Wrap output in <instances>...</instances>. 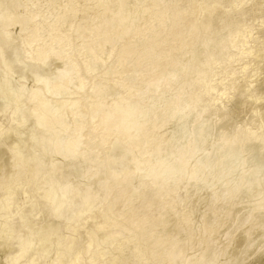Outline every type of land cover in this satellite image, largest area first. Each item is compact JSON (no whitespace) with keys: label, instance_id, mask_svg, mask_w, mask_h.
<instances>
[{"label":"bare ground","instance_id":"obj_1","mask_svg":"<svg viewBox=\"0 0 264 264\" xmlns=\"http://www.w3.org/2000/svg\"><path fill=\"white\" fill-rule=\"evenodd\" d=\"M23 1L27 3L26 5L31 4V2L28 3V0ZM59 2L57 0V3ZM241 2L242 0H228V3L226 0H68L67 4L63 2L65 5L60 12L50 10L49 14H46L44 11H47V8L42 10L46 5L40 9L41 6H38L40 4H35L38 8L35 10L36 13H33L28 11L29 8H24L25 4L22 7L21 0H0V66L4 70H10L24 63L25 67L22 68L31 70L29 77L34 78L33 82L38 83L41 89H46L50 96L60 98L61 109L67 117V121L71 123L70 126L73 122H71L73 113L74 115L76 113L74 119L83 124L79 132L72 130L66 137H58L51 144H40V137L36 135H33L29 142L26 141V138L19 136L11 154L12 168L16 167L19 171L18 175L15 171L16 177L22 178L23 174L22 169H19V163L26 164L29 169L39 166L40 159L38 157L41 155L37 157L31 154V150H35V148H39L40 154L54 156V159L55 156L56 159L66 157L72 169L75 166L79 167V164L82 163L81 159L84 157L90 156L89 159L84 160L82 168H87L92 159L101 160L108 177L106 181L102 182L92 179L90 185L88 184L89 188L87 187V194L90 196H87L86 204L82 205L81 200V203H78L79 200L78 202L77 200L71 201L70 212L67 213L70 214L71 220H76L75 226L71 229L73 233L69 236L61 254L52 264H160L161 262L157 259L160 253L167 257L170 264H192L193 256L190 255L192 250L200 251L198 258L195 256V252L193 253L197 258L195 264H226L228 262L225 260L222 262L221 258L225 254V245L231 244L232 236L241 234L244 238L251 235V231L258 227L255 228V226L261 221L264 222V184L259 186L260 179L263 180L264 177L263 175L261 178L263 170L261 168L251 170L252 167H250L245 169L240 177H233L234 174H232L244 165L243 159L241 160L238 156L244 152L247 144L251 145L253 149L264 150V123L258 125L256 130H253L248 123L246 126H241L238 122L234 123L230 113H225L224 110L221 112L220 104L224 105L220 102L219 107H214L215 112L222 114L223 120L229 118L228 116L231 118L227 119L226 124L223 122L226 128L218 135L215 134L217 139L209 151L198 153L204 144L211 143L208 141V135L214 133L207 118L205 121L198 122L197 125L194 124L192 129L189 125L190 121L186 122L180 131L183 139H178V135L175 134L166 137L161 143L151 144L157 138L160 129H163L162 133L166 132L169 120L178 116L187 118L186 114L194 106H197L195 104H198L197 108L202 106L204 111L213 112L212 105L209 104L210 99H224L228 95L238 97L249 90L253 84H257V79L262 72L258 68L250 73L248 70L252 63L258 59L261 48L264 49V41L257 35L250 36V38L243 35L246 25L245 16L249 13V9L238 7L236 10L239 19L235 21L231 18L229 9L237 4L240 5ZM54 3L53 0L48 5L54 7L56 5ZM255 7L257 8V6ZM260 7L262 8V6ZM32 8L31 11H33ZM25 11L29 13H25ZM218 14L223 15L222 20L228 21L225 23L226 26L235 29L234 25L238 24L237 30L241 32L237 39L239 50L235 53L230 52L228 34L219 35L220 39L205 41L203 42L205 49L202 51L204 53L203 60H197L195 56L191 66L182 74V79L178 80V77L176 79L173 73L179 69L180 58L187 53L185 44L188 49L193 51L197 43L200 42L202 30L208 31L214 24H212L215 20L213 17ZM253 14L255 13L253 12ZM258 15H254L252 18L259 19L261 15ZM166 19H168V24L163 25L162 22ZM148 21L151 22L149 32L133 39V36L139 33L140 27ZM214 22L216 23V21ZM16 23L20 25V31L13 34L9 31V27ZM227 27H225L227 30L231 29ZM60 31H65V35L59 37L58 45L62 46V49L72 48V43L78 41L79 45L75 49L78 48L82 53L81 58L76 56L73 60L65 62L59 60L60 51L52 49L47 38ZM261 31H264V20ZM173 32L176 33L177 38L173 36ZM225 32L227 33V31ZM164 36H168L169 40L161 42ZM121 41L124 43L119 45L121 48L114 57V62L118 66L105 68L99 72V69L108 60V51L120 44ZM170 49L171 52H169ZM124 54L127 56V62L122 67ZM230 55L232 56L231 62L239 61L240 55L249 59L242 60L241 69L235 71L227 62ZM218 66L223 70V72L221 71L223 80H218L220 78L216 72ZM39 67L46 68V71L42 74L36 73V68ZM188 78H190V82L187 80ZM71 86L84 92L74 93L68 88ZM24 88L25 86L22 87V92H24ZM6 89L8 92V85H6ZM112 91L113 93H111ZM7 92L0 93V96ZM47 93L41 91L36 93L39 101L37 105L41 109L37 112V118L33 120L34 125L41 123L39 115L41 113L45 114L46 120L51 122L54 119L53 115L59 113L58 106H55L54 101H52L53 104L44 102L43 98ZM73 94L79 96L73 97ZM9 96L12 101L0 102V128L3 130L7 127L11 117H17L20 111L25 113L29 108L35 106L26 102L23 107H12L10 112V105L17 100L18 96L16 94ZM261 97L264 98V94L258 96L259 99ZM81 98H85V110H79ZM210 116L212 117V114ZM212 126L214 127V125ZM84 127L88 128L87 141L81 135ZM185 128L191 129L186 136L182 132ZM49 134L51 133L49 132ZM189 136H197V141L191 143L188 139ZM174 141L175 143H173ZM3 143L0 139V147ZM163 147H170V158L168 157L167 161L161 157ZM114 150L121 151L119 157L113 155ZM224 155L232 160L236 158L237 164H233L231 167L232 165L228 163L223 166V169H220L224 163L228 162V159L221 160V158H225ZM231 161L230 164L233 163ZM47 162L46 164L50 166V160ZM214 163L218 165L223 163L219 167V171ZM214 165H216L218 173L213 172ZM49 169L34 177V181L37 180L39 183L38 186L41 184L38 187L33 207L36 218L41 213L40 211L50 203H53L50 214L54 213L58 216L57 214L61 215L62 212V215H66V213L63 214L64 208L68 206L65 205L66 201L73 198L69 187V183L73 182L68 181L66 175L69 171L54 177L55 174L52 176ZM7 176V171H0V180H6ZM224 178L228 179L229 187L226 189L222 188L223 185L220 184L221 179ZM209 179L215 180L213 182L215 192L211 194L210 198L208 197V202L204 203L205 207L203 205L198 207V203L196 206L190 204L193 194L191 187L200 185L202 188L208 187L205 185H208L206 183L210 182ZM5 180H2L0 184L3 185ZM70 180L72 181V179ZM30 185L32 186V184ZM112 191H114V196L105 205V200ZM1 193L3 194V192ZM69 193L72 197L69 196L70 199L66 200ZM244 196H247L246 199L248 198L245 203L259 202V207L254 214L249 211L234 216L232 212L237 205L239 206L244 201L242 200ZM1 199L3 202L4 198L1 197ZM203 199L199 200L202 202ZM228 204H231V212L227 216L228 225L226 224L227 228L223 234L224 241L221 240L219 244H216L214 237L206 241V244L200 248V244L189 239L193 234L200 235L204 232L215 234ZM243 204L241 203V206ZM12 205H14L13 201L9 199L5 203V208L8 209ZM46 208L48 211V207ZM206 209L209 212L207 215H205L207 212L203 211ZM92 211H96L98 214L92 213V215L90 213ZM22 212L18 215L20 220L24 218ZM122 217L125 219L122 220ZM36 218L34 220L37 225ZM62 218L65 217L62 216ZM49 220L53 221L52 218ZM14 225L11 226L15 229ZM55 226L51 227L55 228ZM188 227H191L189 234L186 232ZM0 228L3 227L0 225ZM61 228H58V231L66 229L65 227ZM54 231L46 230L45 235L40 237L41 241L46 239V245L42 248H37L28 239L22 240L24 241L21 243L23 248L19 254L15 259L13 256L11 257L13 260L10 261V258L8 261L13 262L12 264H44L48 261L45 258L48 256L47 252L53 242ZM80 231H84L88 237L85 244L79 242L78 233ZM168 234H172V236L169 237ZM58 243H61L62 246V242ZM17 244L20 247V240ZM252 245L254 246V244ZM250 246L251 244L248 248ZM55 247L57 246H54V249H56ZM261 248L264 247H259L258 250H261L262 253ZM32 249L34 251L37 249V251L32 252ZM241 250L245 251L246 249ZM4 253L6 254V251ZM238 253L240 252L238 251ZM242 253L244 254V252ZM242 253H240L239 261L242 260V256L245 260L247 259L246 255H250V252L246 255ZM5 254L4 257L8 255ZM238 255L236 256L238 257ZM100 256L104 257L102 261H99ZM7 259L5 260L6 264ZM233 264H237V262Z\"/></svg>","mask_w":264,"mask_h":264},{"label":"rangeland","instance_id":"obj_2","mask_svg":"<svg viewBox=\"0 0 264 264\" xmlns=\"http://www.w3.org/2000/svg\"><path fill=\"white\" fill-rule=\"evenodd\" d=\"M28 1H27L28 3L31 2V4L33 5V8H32V5L31 4H30L31 5V7H30L29 4L26 5L27 3L25 1H23V0H21V2H23L22 3V7H24L23 5L25 4V7L24 8H26V9L29 8L30 9V10L28 9V11L33 12V13L34 12L36 13L35 10H37L38 6L39 7L41 6L40 7V9H41V8H43V6L46 5L42 10H45L47 8V11L45 10L44 12L46 14H49L50 10H52L53 12H55L56 10H57L56 12H60L61 8L65 4H67V1L68 0H62V1L60 0V2L58 0L59 3H57V0H54L55 1L54 4H56L54 7H51V6L48 5V3L51 4V2L53 0H49V1H46V0H41V1H39V0H33L34 2L31 1V0H28ZM226 1L228 3V0H226ZM256 1H257V3H256ZM35 2H37V3H35ZM263 2H264V0H242V2L240 3V5L237 4L234 7L232 6L229 9L230 10V14L232 16L231 18H233V20H235V21L239 19V16L237 15V13H238V11H237L238 10V7H244L245 10H247V9L250 10L249 13L247 11L248 14H246V16L244 14V16L246 17L245 18L246 19L245 20V22H246L245 24L246 25L244 26L245 28L243 30V33H244L243 35L245 37H247V38H250V36L252 37V36L257 35V36H259L264 41V31H261L262 30V22L264 20V10H263L264 9V3ZM35 4L36 5L40 4V5H38L36 7ZM257 4H260V5L258 6ZM56 6H57V9H56ZM252 6L254 7V9H253ZM255 6H257V8ZM260 6H262V8ZM31 8L33 9V11H31ZM48 8H50V9H48ZM58 8H60V9H58ZM227 9H228V7H227ZM260 9H262V10H260ZM28 11H25V13L28 12ZM253 12L255 14H253ZM254 15H258V16L261 15V16H260L259 19L258 18H252V17H254ZM222 16H223L222 14H218L216 16L217 19H216V17L215 18L213 17V19H215L214 21H216V23L213 21L212 24L213 23L214 24L210 27V29L208 31H206L204 29L202 30V37L200 38V42L197 43V45L194 47L193 51H191L190 49H188L187 48V44H185V49L187 50L186 51L187 53L180 58V60H179V69L176 70L173 73V75H175L176 79H177V77H178V80H181L182 79V74L184 73V71L187 70V68H189L191 66L192 61H193V59H194L195 56H196L197 60H199V59L203 60V54L204 53L202 51H204V49H205V44L203 43L205 41H209V40H212V39H220L219 38V35L223 36L224 34L225 35L228 34V36H229L228 44L230 46V48H229L230 49V52L231 53H235L236 51L239 50V42H237V39H238V36L240 35L241 32L239 30H237L239 28L238 27V24L234 25V26H236L235 29L233 27L234 30L232 29L231 26H228L227 25L228 27H230L232 29V31H231V29H228L227 30L225 28V27H227L225 25V23H228V21L226 19H223L222 20V18H223ZM261 17H263V18H261ZM77 22H79V20ZM150 23L151 22L148 21L146 24H144L142 27H140L139 33L136 34V35H134L133 36V39L139 38L142 34L143 35L147 34L149 32V30H150V27H149ZM162 24L163 25H167L168 24V19L164 20L162 22ZM222 27H224V28H222ZM9 31L12 32L13 34H17V32L20 31V25L18 23L11 24L10 27H9ZM225 31H227V33ZM64 35H65V31H62V32L60 31V32L55 33L52 36H48L49 38H47V40L49 41V44H51L50 47L52 49H54V50H57L58 49L60 51V53L58 55L59 56V60H61L62 62H65V61L73 60L76 56H78L79 58H81L82 57L81 56L82 53L78 50V48L75 49V47L76 46L78 47V45H79V42L78 41H74L72 43V46H73L72 48L73 49L70 48V47H65L64 49H62L63 47L58 45V42H60L58 40L59 37L60 36H64ZM173 36L175 38L178 37L175 32H173ZM168 40H169V37L168 36H164L163 39H161V42H165V41H168ZM123 43L124 42L121 41L120 44H118L117 46H115L114 48H112L111 50L108 51V54H109L108 55V60L104 64V66L99 69V72H102L105 68H110V67H116V66H118L114 62V57L116 56V54L118 53V51L121 48V47H119V45H122ZM261 49L262 50L259 49L260 50L259 53L260 52L261 53L260 54L258 53L259 56H258V59L256 60L257 62L255 61L254 63H252V66H250V68L248 70V73H250L255 68H258L262 72L263 75L261 74L259 76V78L257 79V84H253L251 86V88H249V90H247L245 93L243 92V94H241L238 97L228 95L224 99H218V100L216 98L210 99L209 100L210 101L209 104L212 105L211 106V110H213V112L210 111V110H208L206 112V111L203 110V107L202 106H199V108H197L198 107V104H195L197 106H194L193 109H191L190 111H188V113L186 114V115H188L187 118H185V117H181L180 118V116H178V117H173L171 120H169L167 122L166 132L165 133H162L163 132L162 131L163 129H160L159 132H158L157 138L154 139L153 142H151V144L161 143L164 139H166V137H170L171 135H175V134H176V136L177 135L180 136V137L177 136L178 139H183L182 138L183 136L181 137L182 133H180V131H181V127L186 122L187 123L189 121L191 122L192 125L190 124V122H189V125H190V128L192 129L195 125H197L198 122H200L201 120L202 121H205L206 118L209 119V122L208 123H210V125H211L214 133L211 134L212 136L211 135H208L209 136L208 137L209 138L208 141H211V143L208 142V144L207 143L204 144V146L202 147V149L198 153H200L201 151H206L207 152V151H209V149H211L214 146V142L217 139V135L219 134V132L223 131L226 128L224 125L227 123V121H228L227 119H230L231 117H233L232 121H234V123L238 122L241 126H243V125L246 126V124L248 123V124H250L252 126L253 130H256L257 127H258V125L264 123V98H262V97L260 99L258 98V96H262L264 94L263 93L264 92V73H263L264 72V58H262L264 56V53H263L264 52V49L263 48H261ZM171 51L172 50L170 49L169 52H171ZM262 53H263V56L261 55ZM231 57H232L231 55L228 57L227 62L232 66V69L235 70V71H239L241 69V66L243 64V61L242 60L249 59L248 57L245 58L244 55H242V56L240 55L239 56L240 57V60L239 61L236 62L234 60L233 62H231ZM126 58H127V56L125 55V58H124V60H123V62L121 64L122 67L126 65L125 64L127 62ZM23 66H24V63H22L21 66H18L17 67L19 69L21 68L20 71L17 68L10 69V70H4L0 66V70H1L0 73L2 72L0 74V89H1L0 90V93L7 92L6 91L7 90L6 89V85L9 86V91L6 94L0 96V102L1 103H4L5 101H12L9 95L16 94L18 96V98H17L16 101H14V102L11 103L10 109H9L10 112H11L12 107H14V108L23 107L24 104H26V102H29L32 105H35L34 108L33 107L29 108L27 111H25V113H21V111H20L18 113V115H17L18 119H17V117H11L10 120H9V122H8L7 127L4 130L0 128V139L4 142L2 144V146L0 147V171L1 170L7 171V174H8V176L6 177V180L5 179H2V180H5V181H3V185L0 184V190L2 189L0 191V194H1L0 196L4 198V201L2 202V199L0 197V199H1L0 200L1 201V203H0V222H2L0 225H1V227H3V228H0V261H2L0 264H6V261L5 260L7 258H8L7 259V264H9V263L12 264L13 263V262L11 263L10 261L13 260V259H15L16 256L19 254V251L23 248V246L21 247V243L22 242L24 243V241H22V240L28 239L29 241H31V244L36 245L37 248L44 247L46 245V239H44V240L41 241L40 237L43 236V235H45V231L46 230H49V229H51V231L52 230L53 231L54 230L56 231V232L54 231L56 233V236H55V233L54 232H53V234H54V237H57V238H54L53 237V240H52L53 242H51L50 247H49V252L51 251L52 253L50 252V254H49V252H47V254H48L49 257L47 256L45 258L46 260H48L46 262H45V259H44V262H45L44 264H48V263L49 264H52V262L57 258V256L61 254V252H62V250H63L66 242L68 241L69 236L71 235V233H73V230H71V229L75 226L76 220H71L70 219V216H69L70 214L67 213V212H70V210H69L70 205H72V202H75L76 200H77V202L79 200L78 203H81V201H82V203H81L82 205L86 204V201H87L86 198H87V196H90V194H87V193H88V188H89V185H90L92 179H94V181H96V182L97 181L98 182H102L103 180L106 181L108 177H107V174L105 172V169H104V166H103L101 160H98L97 161L96 159H92L91 161H89V166L87 168H82L81 167V166H83L82 163L85 162L87 159L90 158V156L89 157H84L83 159H81L82 163L79 164L80 166L79 165H78L79 167L75 166L76 168L73 167V169H72V167L69 165L68 159L66 157H62L61 159H56V156H55V159H54V156H47L45 153L40 154L39 148H37V149L35 148V150L34 149L31 150V152H32L31 154L33 156L36 155L38 157V155H41V156L38 157V159H40L39 160L40 161L39 162V166L38 167H32V168L29 169L26 164L19 163V169L20 170L22 169L23 174H22V178H19L18 179L16 177L15 171H16V174L17 175H18L17 172H19V171L16 169V167H13L16 170H14V171L12 170L13 169L12 168L13 159L11 158V154H12V149H13V146L15 144V141H16V139L19 136L26 138V141L29 142L31 140V137L33 135H36V136H39L40 137V142H41L40 144H47V143L48 144H51L58 137L59 138H61L63 136L66 137L67 134L69 132H71L72 130H74L75 132H79L80 129L82 128V126H83V124H81L80 121L74 119V116L76 117V113H75V115L73 113L72 116H71V122L72 121L73 122H72V126H70L71 123L69 121H67V117L65 116V114L63 113V111L61 109L62 106L60 105V98L52 97V96H50L47 93L46 89H41L40 86H38V83L33 82V79L34 78H30L29 77V75L31 74V70L23 69L22 68ZM45 71H46V68L39 67V68H36V71L35 72L36 73H39V74H42ZM78 71H80V70H78ZM221 71L223 72L222 68H220V66H218L217 69H216V72L218 73L217 76L220 77L218 80H223L221 78V75H222V72ZM248 73H246V74H248ZM187 80H189V82H190V78H188ZM32 83H34V84H32ZM24 86H25L24 92H22L23 91L22 87H24ZM26 86H27V89H26ZM68 88H70L71 91L74 92V93L81 94V93L84 92V91L83 92L82 91H78L76 89V87H74V86H73V88H72V86L71 87H68ZM86 88H88V87H86ZM25 90H27L26 92H30V93H27L26 94ZM28 90H30V91H28ZM38 91L46 92L47 93L46 96L43 98V100H44L45 103L50 102L51 104H53L52 101H54L55 102V106H58L57 109H58L59 113L56 114L57 117H56V115H53V118H54L53 119V122L47 121L46 120L47 116L45 114L41 113V114H39L40 115V118H41V123L40 124H36V125H34V123H33V120L35 118H37V116H38L37 115L38 114L37 112H39V110L41 109L37 105L39 103L38 96L36 95V93H38ZM124 92H127V91L124 90ZM111 93H113V91ZM77 96H79V95L73 94V97H77ZM223 100H224V102H223ZM84 102H85V98H81V104H80L79 110H82V109L85 110L86 106L84 105ZM220 102L223 103L224 106H222V104H220ZM253 102H254V104H252ZM219 104H220V107H221L220 108L221 112H222V110H224L225 113H230V116L231 117L228 116L229 118L223 120L222 114L220 115V113L218 111H217L218 113L215 112L216 109L214 107L215 106L219 107ZM200 108H201V110H199ZM211 114H212V117L210 116ZM223 122L224 123L226 122V123L224 124ZM204 124H206V123H204ZM212 125H214L215 128ZM191 129H186L185 128V130L182 131L183 132V135L184 136H186V134L188 135V131L190 132ZM49 132L51 134H49ZM216 133H217V135H215ZM81 135H83V139L85 141H87L86 140V139H88V128L87 127H84L82 129ZM190 137L191 136H189L188 139H189V141L191 143L197 141V136H192L191 138ZM173 143H175V141ZM85 147H86V144H85ZM170 147L172 148V146H170ZM170 147L169 148L168 147H165V148L163 147L161 149V157L164 160H166V161L170 158V150H169ZM254 149L251 147V145H248V144L246 145V148L244 149V152H241L240 155L238 156V158H241V160L242 159L244 160V161L242 160V163L244 165H242L241 167H239L237 169V171H239V172H237L235 170L236 172L234 171L232 173V174H234L233 177H235V176L240 177L242 175V173H244L245 169L247 170L250 167H252L251 170H253V168H259V169L261 168V170H263L262 175H261V178L263 177V175H264V150H262V149L261 150L260 149H255L254 150ZM37 153H39V154H37ZM120 153H121L120 150H114L113 155H115L116 157H119ZM165 157H166V159H165ZM223 157H225V158H221V160L222 159L223 160L224 159H228V162H227V160H225V162H227V163L226 164L225 163L224 164L222 163L223 164V165L221 164L222 166L221 165H218L217 163H214L217 166L214 165L213 172H215V173L217 172L218 173L219 167L221 166L220 169H223V166L228 165V163H229V165H232L231 167H233V164H235V165L237 164V162H236L237 159L236 158H234L235 159V161H234V159L232 160V158H230V157L228 158V156L226 157V155H224ZM49 160H50V166L46 164V163H48L47 161H49ZM230 161H231V163L232 162L233 163L230 164ZM56 162H59V163H56ZM55 164H58V165H55ZM45 167H47V168H45ZM43 168H44V170L41 171V169H43ZM234 168H236V167H234ZM48 169H49V172H50V174L52 176L55 174L54 177L55 176H58L60 174H63L65 171L67 172V170H68L69 171L68 173L65 172L66 175L68 176L67 177V180L70 181V182H73L72 184L74 185L73 186L72 184H70L68 182L69 183V187H70V192H72L71 194H72L73 198H71L70 201H66L67 203L65 205H68L69 206V207L66 206V208H64V211L65 212H63V214L66 213V215H62V212H61V215L65 217L64 219L62 218V216L60 214H57L58 216H56V214H54V213H53L54 215L53 214H50V212L52 213V209L51 208H52L53 203H50L47 206H45L44 209H42L40 211L41 213H39L37 215V218L35 217V211H34V208H33L34 207V204H35L34 201H36L35 199H36V196H37V193H38L37 190L39 189L38 187H40L41 184L38 186L39 183H38L37 180L34 181V179H35L34 177H36V176H38L40 174H43ZM78 169H80V170H78ZM70 170H71V172H70ZM69 173H70V175H69ZM69 178L72 179V181ZM2 180H0L1 181L0 183H2ZM80 180H81V182H80ZM227 180H228L227 178H224L223 180L221 179L222 182L220 184H221V186L223 185L222 188H225L226 189V188L229 187ZM209 181H210L209 183L208 182L206 183L208 185H205V186H208L210 189L208 187H203L202 188V185H200L199 187H197V186H192L191 187L192 190L191 189L190 190H191V192L193 194H192V197H191V203L190 204H192L194 206H196V205L199 204L198 207H200V206L202 207V205H203V207H205L204 206V203L205 202L207 203L208 200H209L208 197L210 198L211 194H214V192H215V189H213V188H215V186L213 185V182H215V180H213V179L210 180L209 179ZM262 181H264V177H263V180L260 179V185L259 186H261V185L264 184V182H262ZM29 184H32V186L31 185L29 186ZM71 186H72V188H71ZM200 187L202 188V190H201ZM30 189H32V190H30ZM195 190H197V192H195ZM1 192H3V194ZM4 192H6V193L4 194ZM226 192H227V190H226ZM21 193H23V194H21ZM71 194L69 193V195H68V197H67L66 200H69L70 197H72ZM84 194H86V195H84ZM5 195H6V197H5ZM82 196H83V198H82ZM113 196H114V191H112L108 195V198L106 199L107 201L105 200V205H107L108 202H110L109 200H111V197H113ZM245 197H247V196H244V198L241 197L242 200H244L241 203H244V204L241 206V203H240V205H239L240 207L237 205L236 206V209H234V211L232 212V213H234V216L237 215V214L238 215H240V214L242 215L244 212L246 213V212H249V211L251 212V214L252 213L254 214L256 212V210L258 209L259 202L245 203V201L248 199V198L246 199ZM9 199H11L13 201V204L14 205H12V207L10 206L8 208L9 209L8 210L7 208H5V203ZM197 199L198 200L199 199H203V200L201 202V200L198 201ZM68 202L69 203L71 202V203L69 204ZM199 202H201V203H199ZM46 207H48V211H47V208ZM226 207H228V208H227V210L225 208V213L223 214L225 216H223V215L221 216V219H220V222H219V224L217 226V229H216V233L215 234H210L208 232H204L203 234H200V235L193 234V235H190L189 239L190 240H194L195 242H197L198 244H200V248L206 244V241H208L210 239H213L214 237H215L214 239L216 241V244H219L221 240L224 241L225 237L223 236V234H225L224 232H225V229L227 228V225H228V221H227L228 218H227V216L231 212V204H228ZM67 208H68L69 211L68 210H65ZM3 209H5V210H3ZM206 210H203L204 212H207V213H205V215H207L209 213L208 212V209H206ZM28 211H30V212H28ZM21 212H22V214H24V216H23L24 218H22L20 220V218H19L18 215H20L19 213H21ZM90 213L91 214L92 213L93 214L95 213L94 215H97L98 214L96 211L95 212L92 211ZM90 213H88V214H90ZM26 214H27V216H26ZM67 216H68V218H67ZM17 217H18V219H17ZM33 217H35L37 219V221H38L37 222V225H36V221L34 220L35 218H33ZM49 218H52V220L55 221L57 224L54 223L53 221L51 222L50 221L51 219L49 220ZM54 218H55V220H54ZM15 219H17V220H15ZM69 219H70L71 222L69 221ZM124 219H125V217H122V220H124ZM40 221H42V222H40ZM21 222H23V223H21ZM50 222H51V225H50ZM17 223H18V225H17ZM19 223H20V226H22V227L19 226ZM59 223H61V224H59ZM63 223H65V225H63ZM12 224L13 225L15 224L14 227L16 226L15 229L17 228L16 229L17 230L16 232H15V229L11 226ZM55 224H56V226H55ZM258 224L255 226V228L257 226L258 227L256 229H254L253 231H251L252 233L250 232L251 235L249 234L248 236H246L244 238L242 237L241 234H239V235H233L232 236V239H231L232 242H231V244L228 243L224 247L225 248L224 249L225 254L221 258L222 262L225 260V261L228 262V263L225 262L226 264H233V263H236V262H237V264H239L240 262H241L240 264H256V263L257 264H264V253H263L264 252L263 251L264 248H261L262 249V253H261V250L260 251L258 250L259 247H264V246H262L263 243H264V222L261 221V223L259 222ZM44 225H45V227H44ZM60 225H61L62 228L65 227L66 229H64V228L63 229L66 230V231H64L60 227ZM51 226H55V228L54 227H51ZM57 226H58V228H61L62 229V230L59 229V230H61L62 234H61L60 231H58ZM46 227H47V229H46ZM48 227H50V228L48 229ZM89 228H90V226H89ZM2 229H4V230H2ZM12 230H13V232H12ZM259 230H260V232H259ZM190 231H191V227H188V229H187L186 232H188V234H189ZM222 231H223V233H222ZM57 233H59V234H57ZM63 233H65V234H63ZM78 234H79V237H80V240H81V241L79 240V242H82L83 244H85V242H87V240H88L87 239L88 237L86 236V234L84 233V231H80V233H78ZM23 235H24V237H22ZM61 236H62V238L66 237V238H64L66 240L62 239ZM168 236L171 237L172 234L171 235L168 234ZM20 237L22 239H19ZM217 237H219V238H217ZM245 238H247V239H245ZM16 240H18V241H16ZM19 240H20V247H19V244H17V242L19 243ZM250 240H254V241H250ZM248 241H250V242L248 243ZM258 241H259V244H258ZM14 242H15V244H14ZM58 242H62V246H61V243H58ZM260 242L262 243L261 246H260ZM82 243H80V244H82ZM245 243H246V245L247 244H249V245L251 244L250 248L253 247L255 249L253 250V248H251L252 249L251 250L250 248H248L249 245L246 246ZM6 244L8 245V247H7ZM252 244H254V246L256 244V246L254 247ZM52 245L57 246V247H55L56 249H54V246H52ZM51 246L53 247L54 250L51 249L52 248ZM18 248H20V249L17 250ZM58 248H59V250H58ZM228 248H230V249H228ZM241 249H243V250L246 249V250L245 251H242ZM248 249L251 250L252 252L249 251ZM32 250H33L32 252L37 251V249H35V251H34V249H32ZM240 250L242 252H244V254ZM5 251H6V254L4 253ZM238 251L240 253H242L243 255H246V253L250 252L249 253L250 255L249 256H248V254L246 255L247 259H245V256H244V259L245 260H243V256H242V260L239 261L240 260L239 258L241 256V254L238 253V254H240V255H238L237 254ZM3 253L5 255H7V254L8 255L4 257V254ZM191 253L192 254H190V252H189V254L193 256L192 264H195L197 258L200 256V251H198V250H196V251L192 250ZM193 253L196 254L195 256L197 258H195V256H194ZM52 255L55 256V257H53ZM162 255L163 254L160 253L158 255V257H157V259L159 260V262H161L163 264H170V262L168 261L167 257L164 256V255L162 256ZM236 255H238V257ZM13 256H14V258L12 259L11 257H13ZM102 258H104V257H101L100 256L99 257V261H102ZM9 259H10V261H8ZM234 259H235V262H233ZM237 260L239 261V263H238Z\"/></svg>","mask_w":264,"mask_h":264}]
</instances>
